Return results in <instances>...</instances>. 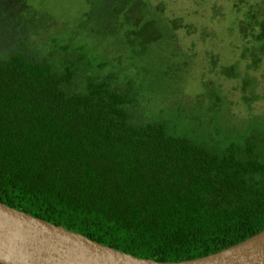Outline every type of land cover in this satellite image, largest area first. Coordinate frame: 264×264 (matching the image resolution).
<instances>
[{
    "label": "trees",
    "instance_id": "trees-1",
    "mask_svg": "<svg viewBox=\"0 0 264 264\" xmlns=\"http://www.w3.org/2000/svg\"><path fill=\"white\" fill-rule=\"evenodd\" d=\"M244 20L259 24L252 40L264 38V20ZM148 22L126 21L129 57L133 43L143 51L151 41ZM70 40L52 39L76 52L57 67L21 51L0 59V203L162 262L202 257L264 228V130L217 147L164 122H133L130 79L118 90L112 73H86L107 61L91 64L85 45L69 49Z\"/></svg>",
    "mask_w": 264,
    "mask_h": 264
},
{
    "label": "rangeland",
    "instance_id": "rangeland-1",
    "mask_svg": "<svg viewBox=\"0 0 264 264\" xmlns=\"http://www.w3.org/2000/svg\"><path fill=\"white\" fill-rule=\"evenodd\" d=\"M244 13L261 22L264 0H0V59L21 51L57 67L76 52L52 39H73L69 49L84 44L91 64L107 61L86 73H112L118 90L130 79L131 121L164 122L172 134L222 147L264 130V38L252 40L259 24ZM128 20L149 21L151 41L143 51L133 43V57ZM81 85L75 78L73 88Z\"/></svg>",
    "mask_w": 264,
    "mask_h": 264
},
{
    "label": "water",
    "instance_id": "water-1",
    "mask_svg": "<svg viewBox=\"0 0 264 264\" xmlns=\"http://www.w3.org/2000/svg\"><path fill=\"white\" fill-rule=\"evenodd\" d=\"M0 264H264V228L214 253L162 262L101 245L0 203Z\"/></svg>",
    "mask_w": 264,
    "mask_h": 264
}]
</instances>
